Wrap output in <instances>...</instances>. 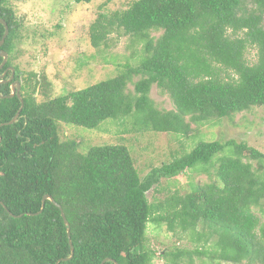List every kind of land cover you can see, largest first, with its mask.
Listing matches in <instances>:
<instances>
[{"label":"trees","instance_id":"trees-1","mask_svg":"<svg viewBox=\"0 0 264 264\" xmlns=\"http://www.w3.org/2000/svg\"><path fill=\"white\" fill-rule=\"evenodd\" d=\"M0 19L10 29L0 48L8 55L0 77L6 73L8 81L21 25L7 0H0ZM90 33L97 50L114 33L138 39L141 63L43 104L22 86L24 109L11 126L22 107L17 96L10 98L19 71L12 83L0 85V264H154L146 236L153 209L148 194L163 180L199 168L212 181L194 189L200 201L175 194L155 206V222L173 233H191L203 251H166L165 264H193L194 256L215 264H264V154L236 141L200 142L142 177L128 147L99 146L83 154L75 141H61L57 125L97 130L113 120L130 126L127 133L189 138L192 125H216L264 108V0H137L126 11L100 14ZM153 33L163 34L155 39ZM4 34L0 24V42ZM250 48L258 51L252 65L246 58ZM135 78L141 79L134 83ZM155 85L175 111L156 108L150 98ZM46 196L69 222L71 260L68 227L51 201L42 211Z\"/></svg>","mask_w":264,"mask_h":264},{"label":"rangeland","instance_id":"rangeland-1","mask_svg":"<svg viewBox=\"0 0 264 264\" xmlns=\"http://www.w3.org/2000/svg\"><path fill=\"white\" fill-rule=\"evenodd\" d=\"M135 1L95 0L90 4H77L73 0H7V6L15 12L21 25L11 67L19 71L20 80L17 82L21 87L26 86L36 103L43 104L113 79L127 65L139 66L144 53L143 44L138 39L114 33L107 47L97 50L92 46L90 33L100 14L126 11ZM162 34L153 33L152 37L158 39ZM257 53L256 49L247 51L246 58L251 65L257 62ZM140 79L135 78L134 83ZM134 89L133 84L128 86L129 93L134 94ZM150 98L159 111H175L171 98L156 85L151 89ZM57 125L61 141H75L78 152L83 154L99 146L128 147L142 177L147 176L153 168L191 152L200 142L236 141L246 143L264 154V108L259 107L216 125H192L193 134L189 138L153 132L127 133L130 126L113 120L97 130L60 121ZM245 156L249 157L250 153ZM216 163L209 166L212 174L216 171ZM250 163L258 170L257 162ZM211 182L210 177L199 168L186 171L172 180H163L156 190L148 194L153 209L146 236L147 247L156 253L154 264H165L161 255L166 251H190L196 248L203 251V243H197L191 233L183 234L179 228L173 233L166 223L155 222V206L175 194L198 202L201 198L193 197L194 189ZM76 211L77 208L71 209L70 214L75 216L78 214ZM192 260L193 264H215L208 258L194 256ZM185 261L190 263L188 257Z\"/></svg>","mask_w":264,"mask_h":264},{"label":"water","instance_id":"water-1","mask_svg":"<svg viewBox=\"0 0 264 264\" xmlns=\"http://www.w3.org/2000/svg\"><path fill=\"white\" fill-rule=\"evenodd\" d=\"M0 24H2L5 27V34H4V37H3L2 41L0 42V48H2L4 46L7 38L10 35V29H9L8 24L2 19H0ZM0 58L4 59V62H3V64L0 67V72H1L5 68V66H6V64L8 62V55L3 52V53L0 54ZM10 70L12 71L11 79L8 80V81H5L4 80L5 76H6V73H5V75H3L0 78V85H3L4 83H12L14 81V79H15V70L14 69H10ZM20 89H21L20 83L14 82L12 84V95L10 96V98H14L15 96H17L20 99L21 103H22V107H21L20 111L18 112V114L16 115V117L8 124V126H11V125H13V124H15L17 122V120L19 119V117H20V115H21V113H22V111L24 109V102H23V100L21 99V96H20ZM3 126H5V125H3ZM47 201H51L56 207H58L61 210L62 217H63V219L65 221L66 226L68 227V237H69V240H70L71 251H72V255H71V257L68 260H71L74 257L75 249H74L72 241H71V229H70L69 222H68V220H67V218L65 216L63 208L55 201V199L53 197L46 196L43 199L42 211L44 210ZM42 211L39 214H41ZM11 216H13V215L11 214ZM13 217H15V216H13ZM106 262H107V260L104 261L102 264H105Z\"/></svg>","mask_w":264,"mask_h":264}]
</instances>
